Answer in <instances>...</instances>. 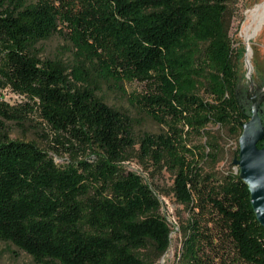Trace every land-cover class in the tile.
<instances>
[{
    "label": "trees",
    "instance_id": "obj_1",
    "mask_svg": "<svg viewBox=\"0 0 264 264\" xmlns=\"http://www.w3.org/2000/svg\"><path fill=\"white\" fill-rule=\"evenodd\" d=\"M230 2L0 0V91L32 101L66 152L90 150L59 163L34 142L0 135V241L41 264L155 263L170 225L151 186L121 165L140 146L142 160L173 173L176 202L189 212L178 264H264V227L233 168L240 143L230 170L207 171L252 118ZM63 27L71 63L43 60L39 44ZM136 81L145 90L131 103L159 134L138 136L133 115L97 94L103 82ZM27 106L0 97V118L24 119ZM260 117L264 125V102Z\"/></svg>",
    "mask_w": 264,
    "mask_h": 264
},
{
    "label": "rangeland",
    "instance_id": "obj_2",
    "mask_svg": "<svg viewBox=\"0 0 264 264\" xmlns=\"http://www.w3.org/2000/svg\"><path fill=\"white\" fill-rule=\"evenodd\" d=\"M264 0H231L230 7L233 12V26L231 37L234 41L241 44L245 49V55L241 61L240 68V95L245 98L253 108V101L256 95L259 98H264V93L259 95L258 92L264 89V23L249 41L251 48V66L252 71L249 74V68L246 63V48L247 41L245 36L246 28L251 24L252 18L250 12L257 6L261 5ZM258 28V26H257ZM256 28V29H257ZM64 34H56L51 39L43 41L39 44L40 56L43 60H62L66 63H71L73 59V48L65 37L68 33L67 27H63ZM97 94L108 105L116 109L128 112L133 115L136 120V133L138 136L144 133L159 134L161 127L147 117L131 103V96L136 93L143 92L145 85L139 82H126L120 87L103 82L99 86ZM4 102L10 106L19 104H29L21 114L24 119L4 120L3 128H0V135L7 134L10 140L34 142L45 151H49L59 163L69 162L73 159H83L90 153V150L83 145L76 143L78 150L66 152L65 149L57 145L56 137L59 135L57 131L52 129L41 117L40 110L32 109L34 103L25 97L16 94L8 93L4 97ZM213 129L217 130L218 127ZM195 142H204V139L195 138ZM239 140L226 142L225 145V160L213 168L209 164L207 171H215L223 173L233 167L230 161L233 157ZM59 147V153H56L52 147ZM87 149V151H86ZM140 146L131 151L129 157L121 162L122 167L126 171H132L140 175L144 181L151 186L155 195L161 202V214L166 217L171 228V244L167 252L159 259L152 261L151 264H178L183 241L182 227L189 218L187 208L176 202L173 193L174 175L166 169H159L153 165L150 160H142L139 157ZM86 151V153H85ZM234 168V167H233ZM154 260V258H153ZM0 264H41L36 262L30 255L18 249L10 242L0 241Z\"/></svg>",
    "mask_w": 264,
    "mask_h": 264
},
{
    "label": "water",
    "instance_id": "obj_3",
    "mask_svg": "<svg viewBox=\"0 0 264 264\" xmlns=\"http://www.w3.org/2000/svg\"><path fill=\"white\" fill-rule=\"evenodd\" d=\"M263 23L264 19L254 35ZM246 41L248 44L246 48V63L250 74V70L252 69L251 62L248 58L249 52L251 51L249 45L250 40L246 39ZM263 93L264 89L258 92L259 95H262ZM263 102L264 98H260L257 113L259 129L252 130L251 127L255 113L253 101L252 118L244 127L243 134L239 140L240 155L239 158L235 160L234 164L239 167L241 178L249 186L253 208L260 224L264 227V146L262 148L258 147V144L264 140V125L262 118L260 117V109Z\"/></svg>",
    "mask_w": 264,
    "mask_h": 264
},
{
    "label": "bare ground",
    "instance_id": "obj_4",
    "mask_svg": "<svg viewBox=\"0 0 264 264\" xmlns=\"http://www.w3.org/2000/svg\"><path fill=\"white\" fill-rule=\"evenodd\" d=\"M250 17L252 18V22L251 24L246 28L245 30V36L247 39L251 40L255 31L257 30V26L259 27L261 22L264 19V2L257 6V8H255L253 11L250 12ZM249 60H251V51L249 52V56H248ZM252 71V69L250 70V72ZM259 102H260V98L258 95H256L254 97V119H253V123H252V130H258L259 129V121L257 118V113H258V106H259Z\"/></svg>",
    "mask_w": 264,
    "mask_h": 264
},
{
    "label": "built area",
    "instance_id": "obj_5",
    "mask_svg": "<svg viewBox=\"0 0 264 264\" xmlns=\"http://www.w3.org/2000/svg\"><path fill=\"white\" fill-rule=\"evenodd\" d=\"M9 92L12 93V94H16V95L20 96L19 94L13 92V91L10 90V89H4V90H1V91H0V97L2 98L3 101H4V97H6L7 94H8ZM21 97H22V96H21ZM239 170H240V169H239L238 166H234V171H235L236 173H238Z\"/></svg>",
    "mask_w": 264,
    "mask_h": 264
}]
</instances>
